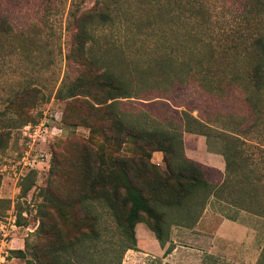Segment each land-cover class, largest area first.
<instances>
[{"label": "rangeland", "instance_id": "obj_1", "mask_svg": "<svg viewBox=\"0 0 264 264\" xmlns=\"http://www.w3.org/2000/svg\"><path fill=\"white\" fill-rule=\"evenodd\" d=\"M167 1L0 0V20L5 18L10 25L9 33L0 29V129L9 132L0 148V199L4 201L0 203V264H25L1 242L14 239L11 245L23 244V248L24 242H45L35 235L36 212L44 199L40 190L48 185L53 157L70 162L82 146L91 153L110 155L96 130L72 123L66 113L70 100L56 98L61 85L76 74V66L65 57L73 33L70 22L84 13L102 12L110 18L106 22L97 18L90 27L88 57L128 79L145 81L135 88L133 98L123 100L122 110L141 126L181 132L187 157L212 166L220 165L219 159L224 164L222 171L205 167L212 188L203 194V203L188 201V207L164 209L166 246L201 249L205 242L189 237L215 233L225 220V225L238 222L264 236V86L256 90L250 83L253 56L242 36L264 29V0H206L210 13L224 27L210 28L240 32L234 35L236 43L223 50L186 42L191 25L184 0H179L181 9L174 17ZM142 70L148 72L142 75ZM25 88L36 89L33 96L40 97L28 113L32 117L28 124L44 123V132L33 144L23 134L22 117L9 108L16 93ZM129 146L124 145L121 153L130 155ZM223 151L233 161V173L225 168ZM162 160V153H152L151 162L164 171ZM29 173H33V187L24 196L22 187ZM17 215L22 217L21 225L15 226ZM102 224L101 238L78 245L69 254L71 264H121L134 251L124 250L126 242L111 220L104 217ZM134 231L137 264H161L155 254L157 241L146 223H137ZM178 250L201 255L187 248ZM254 256V264H264L263 248ZM237 257L233 252L224 262L234 264Z\"/></svg>", "mask_w": 264, "mask_h": 264}, {"label": "trees", "instance_id": "obj_2", "mask_svg": "<svg viewBox=\"0 0 264 264\" xmlns=\"http://www.w3.org/2000/svg\"><path fill=\"white\" fill-rule=\"evenodd\" d=\"M167 3L170 15L174 17L182 2L169 0ZM184 8L191 25L186 42L199 44L198 48L212 46L221 50L236 43L234 35L240 32H217L216 28L224 27L218 23L216 14L210 13L206 0H184ZM97 18L101 22L110 19L102 12L72 18L73 33L65 58L67 63L76 66V74L61 85L56 98L70 100L66 113L72 123L89 127L92 132L96 130L110 155L99 150L97 154L91 153L82 146L70 162L51 159L48 185L40 190L44 199L37 205L36 212L39 224L35 235L45 242L40 245L24 242L23 250L10 251L25 264H71L69 254L78 245L101 238L104 217L111 220L121 240L126 242L125 251H137L134 228L140 222L146 223L163 248L164 209H182L188 207V201L197 202V205L203 203V194H208L212 188L206 178L205 166L185 155L181 132L141 126L135 117L122 110L123 100L133 98L135 88H141L145 81L142 76V80L128 79L88 57L90 27ZM212 25L216 28H210ZM0 29L10 32L5 18L0 20ZM243 35L246 36L243 39L245 49L253 56L248 78L251 85L260 90L264 86V29ZM147 72L142 70L141 74ZM178 82H182L181 78ZM33 91L36 89L25 88L9 102V108L22 117L21 125L30 122L32 117L28 113L40 102V97L33 96ZM65 118L64 112V122ZM8 136L6 129H0V148ZM68 144L77 145L75 141ZM126 144L130 145V155L121 153ZM154 152L162 153L164 171L151 162ZM220 154L227 172L233 173V161L225 151ZM261 163L264 166V156ZM32 176L33 173H29L24 179V196L33 187ZM21 218L16 216V226L21 225ZM71 232L75 234L74 238L70 237ZM170 250L167 248L164 255Z\"/></svg>", "mask_w": 264, "mask_h": 264}, {"label": "crops", "instance_id": "obj_3", "mask_svg": "<svg viewBox=\"0 0 264 264\" xmlns=\"http://www.w3.org/2000/svg\"><path fill=\"white\" fill-rule=\"evenodd\" d=\"M197 141V146L202 147L201 141L199 139H197ZM189 159L193 160V157H190ZM193 161L205 167L211 166L218 171H222V167L220 165L223 164V162L220 159V163H218L220 165L218 166L203 164L197 159H194ZM225 222L218 226L215 233L207 235H191L189 237L194 242H205L203 248L201 247V249L198 246H176L175 248L171 249L170 247L166 246V244L163 248H161L157 242V252L155 254L160 257L161 264H225L224 260L226 256L230 257L233 252H236L238 253V257L235 260L234 264H243V262L244 264H249V262L251 264H254L256 261V257L254 256V254L256 253L258 256L259 252L262 250L264 244V236L258 234L255 228L246 227L238 222H231V224L229 223L228 225H225ZM193 236L198 237L200 240L198 241ZM13 240L14 239L10 240L9 242H5L10 251L24 249L22 247L23 244L18 245V247H15L14 244L11 245V242ZM179 247L184 249L187 248L189 251H195L201 255H199V257L197 258L198 255H190L188 251L182 252L178 250ZM167 248H170L171 250L164 255V252ZM131 252L132 253L130 254L133 255L127 253L125 255V259L121 262V264H137V262L140 261L138 255L135 254L139 252Z\"/></svg>", "mask_w": 264, "mask_h": 264}, {"label": "built area", "instance_id": "obj_4", "mask_svg": "<svg viewBox=\"0 0 264 264\" xmlns=\"http://www.w3.org/2000/svg\"><path fill=\"white\" fill-rule=\"evenodd\" d=\"M43 125L44 123H40L39 125L27 124L23 127V134L28 139L29 143L33 144L39 137H41V133L44 132ZM22 162L24 166L27 165V163L24 162V158L22 159ZM1 244H5V241L1 242Z\"/></svg>", "mask_w": 264, "mask_h": 264}]
</instances>
